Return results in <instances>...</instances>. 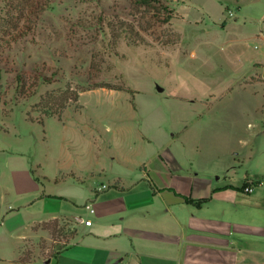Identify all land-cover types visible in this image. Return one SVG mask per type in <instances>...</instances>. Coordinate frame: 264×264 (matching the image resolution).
Wrapping results in <instances>:
<instances>
[{"label": "rangeland", "instance_id": "rangeland-1", "mask_svg": "<svg viewBox=\"0 0 264 264\" xmlns=\"http://www.w3.org/2000/svg\"><path fill=\"white\" fill-rule=\"evenodd\" d=\"M164 2L169 10L157 0H55L34 20L4 24L0 264H56L44 256L75 223L62 219L55 241L41 222L31 230L39 205L29 206L64 181L67 169L44 176L63 164L81 173L134 166L162 138L203 170H228L223 178L264 171V75L255 67L264 37L254 33L264 0ZM69 88L78 98L50 114ZM26 250L32 262L20 261Z\"/></svg>", "mask_w": 264, "mask_h": 264}, {"label": "crops", "instance_id": "crops-1", "mask_svg": "<svg viewBox=\"0 0 264 264\" xmlns=\"http://www.w3.org/2000/svg\"><path fill=\"white\" fill-rule=\"evenodd\" d=\"M254 33L264 37V24ZM255 67L264 75V65ZM158 142L134 166L81 173L63 164L44 173L58 180L59 169H67L64 181L45 186L32 199L29 207L39 206L29 227L35 231L36 222L71 218L77 229L62 252L45 262L264 264V171L223 178L228 170L208 172L175 152L169 141ZM247 177L254 185L249 193L241 188ZM186 197L209 199L198 204Z\"/></svg>", "mask_w": 264, "mask_h": 264}, {"label": "trees", "instance_id": "trees-1", "mask_svg": "<svg viewBox=\"0 0 264 264\" xmlns=\"http://www.w3.org/2000/svg\"><path fill=\"white\" fill-rule=\"evenodd\" d=\"M55 0H1V2H3V10H4V15L1 16L0 15V32H9V27L6 28L4 24L6 25H11V23L15 22H20L22 20H34L35 17H39V15L48 7L51 6V4L54 2ZM158 2H160L161 4H164V6L169 10V6L164 2L165 0H157ZM139 3H142L144 5H151L155 2V0H138ZM172 13V10H170ZM170 15V14H169ZM170 17V16H169ZM4 20L8 21V23H5ZM24 32L22 31L19 35H23ZM1 75V74H0ZM43 77V79H47V80H53L52 78H49L47 76H45V74H43L42 72H39L38 77ZM71 88L63 91L60 93V96H62L61 98L64 101H61L60 104L58 105L59 108L58 110H53L50 112V114H61L62 108L66 105V100L69 99H77L79 93L75 92L73 90H70ZM71 92V94H68V92ZM73 95V96H71ZM59 96V97H60ZM57 96V99L59 98ZM60 101V100H59ZM37 179L39 178L38 176H35ZM250 183L249 178L247 177L243 186L241 187L244 190V187L246 185H248ZM208 197H204L198 200H194L193 198L190 197H186V200L188 201H193L196 202L198 204H202L203 202H205L206 200H208ZM61 220L59 218H55V219H51L48 221H42L41 225L43 227V229H46L50 232V234L53 235L54 240H56V236L57 234H59V232L61 231L62 227L60 225ZM34 230H38V228L33 226ZM77 229L76 227L70 232V238L68 240V242H70L76 235ZM68 242H65L63 244H61L60 246H58V248H55L54 251L52 252H48L44 258L45 259H49L51 257L56 256L58 253L62 252V250L68 245ZM59 245V244H58ZM31 251L26 250L24 252V255L20 257V261L23 262H32L33 261V257L31 256Z\"/></svg>", "mask_w": 264, "mask_h": 264}, {"label": "built area", "instance_id": "built-area-1", "mask_svg": "<svg viewBox=\"0 0 264 264\" xmlns=\"http://www.w3.org/2000/svg\"><path fill=\"white\" fill-rule=\"evenodd\" d=\"M230 14L231 15L233 14V11L232 10L230 11ZM255 47H259V44H256ZM105 186H106V184H104L103 186H101L100 189L102 187H105ZM253 190H254V185L253 184H248V185H246L244 187V192H248L249 193V192H252ZM87 206L90 207L92 210H94V208L92 207V204L91 203L87 204ZM117 264H130V263L127 262V261H120Z\"/></svg>", "mask_w": 264, "mask_h": 264}]
</instances>
